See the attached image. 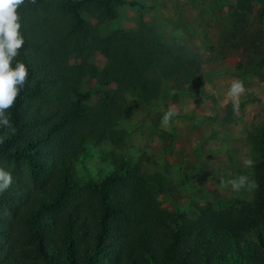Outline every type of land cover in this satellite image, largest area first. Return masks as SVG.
Wrapping results in <instances>:
<instances>
[{
    "label": "trees",
    "instance_id": "trees-1",
    "mask_svg": "<svg viewBox=\"0 0 264 264\" xmlns=\"http://www.w3.org/2000/svg\"><path fill=\"white\" fill-rule=\"evenodd\" d=\"M255 2L264 6L237 0L221 36L218 53L248 57L237 64L240 79L261 77L264 67V58H254L264 56L262 33L247 29ZM126 6L153 8L138 0H25L18 9L25 43L13 66L23 62L29 75L7 110L14 132L0 129V168L13 165V183L0 194V264H264V124L250 135L258 154L254 200L236 213L166 212L157 196L168 184L167 165L156 181L126 160L100 182L81 187L75 178L74 163L89 145L121 139L115 126L124 108L115 100L123 94L136 90L143 102L166 104L204 88V57L176 55L146 23L131 37L121 30L100 36ZM117 38L136 52L135 63L117 59ZM96 50L118 67V87L89 106L84 86L98 74ZM161 65L162 87L149 76Z\"/></svg>",
    "mask_w": 264,
    "mask_h": 264
},
{
    "label": "rangeland",
    "instance_id": "rangeland-1",
    "mask_svg": "<svg viewBox=\"0 0 264 264\" xmlns=\"http://www.w3.org/2000/svg\"><path fill=\"white\" fill-rule=\"evenodd\" d=\"M138 1L155 8L160 0ZM126 7L118 10L117 20L101 27V37L117 30L131 37L141 23H146L159 41L176 55L186 57L197 53L192 46L193 36L188 32L185 37L173 32L176 27L187 29L185 24L172 23L159 14L149 19V11L153 8L130 7L132 14L128 15ZM262 8V3L257 4L256 10L248 17L247 29L250 35L262 33L264 45V16L259 17ZM125 23L128 26L122 28ZM124 41L122 38L115 40L116 57L135 63L136 52L127 48ZM208 52L211 55L203 56L205 62L199 77L204 81V88L195 94H183L178 102L165 104L159 100L143 102L139 92L131 90L115 100L124 108V115L115 126L121 139L87 147L85 155L74 163V176L81 187L91 180L100 182L126 160L132 165L139 163L142 172L152 181L163 177L168 166L167 187L157 196L159 205L168 213L180 210L196 219L206 209L236 213L253 202L256 187L237 193L228 181L240 175L254 180L253 168L246 167L244 161H254L258 156L250 135L257 133L264 124V67L260 70L261 77L250 74L240 79L236 76L237 64L242 60L249 62L242 50L229 51L225 56L218 53L219 49L210 48ZM254 58L259 61L264 56ZM108 61L100 50H96L92 57L98 74L84 86L88 93L85 103L89 106L101 105L106 92L118 87V67ZM79 62L76 58L71 59L72 64ZM161 68L162 65L149 76L152 82L162 87ZM105 69L106 75L102 73ZM237 79L243 81L246 93L240 99L239 108L234 109L227 92ZM169 110L174 114L164 125L162 118ZM12 169L13 165L8 171Z\"/></svg>",
    "mask_w": 264,
    "mask_h": 264
},
{
    "label": "clouds",
    "instance_id": "clouds-1",
    "mask_svg": "<svg viewBox=\"0 0 264 264\" xmlns=\"http://www.w3.org/2000/svg\"><path fill=\"white\" fill-rule=\"evenodd\" d=\"M25 3V0H0V129H7L14 132L11 124L10 109L16 102L20 92L23 90L26 79L29 75L28 67L16 61L13 66L14 58L18 56V50L25 43L21 31V17L18 9ZM246 93L243 81L234 80L227 92V97L233 103L234 109L239 108L240 99ZM173 112L169 110L162 118V123L167 125ZM4 136H0V144L4 143ZM246 167H253L254 161L246 159ZM13 183V176L10 171L0 168V194L6 192ZM235 192L257 187L254 180L248 176L240 175L228 181Z\"/></svg>",
    "mask_w": 264,
    "mask_h": 264
},
{
    "label": "crops",
    "instance_id": "crops-1",
    "mask_svg": "<svg viewBox=\"0 0 264 264\" xmlns=\"http://www.w3.org/2000/svg\"><path fill=\"white\" fill-rule=\"evenodd\" d=\"M141 3L148 5L146 2ZM236 4L237 0H160L156 7L149 11L151 13L149 19L159 14L172 23L185 24L187 29L181 27H176L174 31L172 29L174 34L185 37L188 32L189 36L194 37L192 46L197 53L209 56L210 48L220 49L221 36L226 33L224 29L230 26V12ZM257 4L261 5V2L252 5V13L256 10ZM126 10L128 15L132 14L130 7L127 6ZM126 26L128 25L125 23L121 27ZM132 26H135V23ZM169 28L171 30V26Z\"/></svg>",
    "mask_w": 264,
    "mask_h": 264
}]
</instances>
